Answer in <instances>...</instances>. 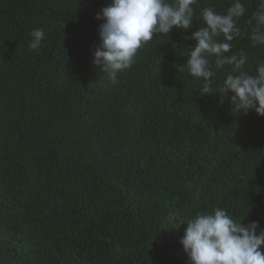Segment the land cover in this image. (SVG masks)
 Segmentation results:
<instances>
[{
    "label": "trees",
    "instance_id": "trees-1",
    "mask_svg": "<svg viewBox=\"0 0 264 264\" xmlns=\"http://www.w3.org/2000/svg\"><path fill=\"white\" fill-rule=\"evenodd\" d=\"M20 1L5 30L40 12L45 38L26 73L0 69V264H185L177 229L217 207L264 230V117L201 95L186 67L200 10L225 14L233 0H198L193 27L154 35L115 84L93 63L96 16L112 0ZM243 2L230 54L245 52L255 75L264 45L252 46L247 21L258 0ZM50 43L69 53L68 68ZM15 55L18 46L5 62ZM228 74L215 71L211 87Z\"/></svg>",
    "mask_w": 264,
    "mask_h": 264
},
{
    "label": "clouds",
    "instance_id": "clouds-1",
    "mask_svg": "<svg viewBox=\"0 0 264 264\" xmlns=\"http://www.w3.org/2000/svg\"><path fill=\"white\" fill-rule=\"evenodd\" d=\"M6 1V7L0 10V69L9 78H16L27 72V62H41L45 31L44 24L37 27L34 21L41 16L40 12L26 17L15 32L5 30L8 14L21 8L20 0ZM197 3L198 0H112L111 5L102 8L96 16L103 23L98 32L101 44L94 53L93 63L102 66V71L115 84L118 75L133 66L139 50L152 41L154 35L168 36L174 27L190 30ZM245 14L243 0H233L225 14L216 12L213 7L202 8L199 19L203 26L186 37L196 42L186 67L190 76L202 81L201 95L219 93L221 101L230 100L233 110L244 114L254 110L257 116L264 117V63H259L256 74L251 75L244 70L249 59L247 54L243 51L238 55L230 54L233 41L241 35L237 22ZM247 23L252 46L264 45V0H258ZM16 46L23 56L15 55L16 60L8 64L4 58ZM54 47L55 43L48 45L50 59L59 60L63 69L68 68L69 53L61 49L51 52ZM225 65L231 66V72L236 74L226 75L218 90H214L211 78ZM41 73V69L31 72L27 80L41 79ZM245 217L234 219L219 207L211 212H198L186 222V228L177 229L184 233L177 246L182 247L189 264H264L260 250L264 245V230H260L258 221L243 224ZM41 236L36 233L30 238V244H37Z\"/></svg>",
    "mask_w": 264,
    "mask_h": 264
}]
</instances>
